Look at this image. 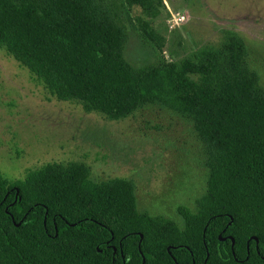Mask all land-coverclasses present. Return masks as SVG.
<instances>
[{"label": "trees", "instance_id": "16d2710c", "mask_svg": "<svg viewBox=\"0 0 264 264\" xmlns=\"http://www.w3.org/2000/svg\"><path fill=\"white\" fill-rule=\"evenodd\" d=\"M124 3L150 18L162 6ZM126 18L113 0H0V49L85 113L117 121L159 103L191 120L206 153L204 193L193 211L176 208L178 226L139 211L132 181L95 182L84 162L13 181L0 172V264H264V88L243 42L226 32L218 47L134 67L123 56Z\"/></svg>", "mask_w": 264, "mask_h": 264}, {"label": "rangeland", "instance_id": "374dc122", "mask_svg": "<svg viewBox=\"0 0 264 264\" xmlns=\"http://www.w3.org/2000/svg\"><path fill=\"white\" fill-rule=\"evenodd\" d=\"M113 1L127 13L123 56L132 66L180 61L204 46H220L224 34L234 32L264 88V0H161L154 18L124 0ZM139 21L152 29L153 39ZM205 158L192 121L164 105L142 104L117 121L85 113L76 102L50 97L0 49V172L8 180H21L47 163L84 162L91 180L132 181L139 211L181 226L176 208L193 211L204 193Z\"/></svg>", "mask_w": 264, "mask_h": 264}, {"label": "water", "instance_id": "95a60500", "mask_svg": "<svg viewBox=\"0 0 264 264\" xmlns=\"http://www.w3.org/2000/svg\"><path fill=\"white\" fill-rule=\"evenodd\" d=\"M221 239V238H220ZM231 240V242H232V244H233V240L232 239H230Z\"/></svg>", "mask_w": 264, "mask_h": 264}]
</instances>
